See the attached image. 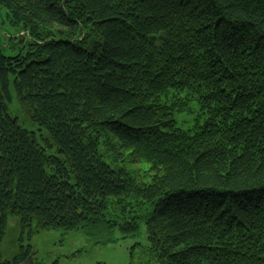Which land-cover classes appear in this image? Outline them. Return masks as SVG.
Listing matches in <instances>:
<instances>
[{
    "label": "trees",
    "instance_id": "trees-1",
    "mask_svg": "<svg viewBox=\"0 0 264 264\" xmlns=\"http://www.w3.org/2000/svg\"><path fill=\"white\" fill-rule=\"evenodd\" d=\"M0 9L23 34L19 54L0 47V264L34 255L2 259L12 221L29 237L144 224L158 264H264V0ZM170 91L207 115L194 132L161 103ZM142 162L148 183L131 169Z\"/></svg>",
    "mask_w": 264,
    "mask_h": 264
},
{
    "label": "rangeland",
    "instance_id": "rangeland-1",
    "mask_svg": "<svg viewBox=\"0 0 264 264\" xmlns=\"http://www.w3.org/2000/svg\"><path fill=\"white\" fill-rule=\"evenodd\" d=\"M21 35L23 34L19 33V30L8 24L6 12L0 9V47L6 56H15L21 52V45L18 44ZM161 103L176 107L174 115L176 127L187 133L194 132L208 118L200 110L194 96L188 92L170 91L161 98ZM17 109L18 103L13 93L12 101L9 103V113L12 117L15 116ZM21 126L36 134L39 143L47 149L48 154H55V150L48 149L41 140V133L36 125L21 122ZM131 169L139 172L141 176L137 178L141 181L145 183L150 181L152 177L150 165L142 162L134 164ZM16 224L12 221L8 225L7 235L1 245L3 260L12 261L21 247L30 246L33 257L20 264H158L147 252L148 242L144 224H140L138 233L130 237L122 236L117 229L112 232L89 233L81 230L70 232L49 230L29 237L27 232L22 234Z\"/></svg>",
    "mask_w": 264,
    "mask_h": 264
}]
</instances>
